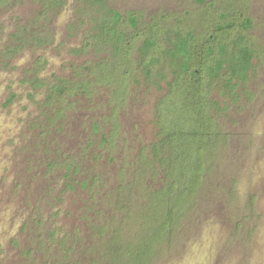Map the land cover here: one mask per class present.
<instances>
[{
  "label": "rangeland",
  "instance_id": "1",
  "mask_svg": "<svg viewBox=\"0 0 264 264\" xmlns=\"http://www.w3.org/2000/svg\"><path fill=\"white\" fill-rule=\"evenodd\" d=\"M105 3L124 16L128 65L97 36L98 4L0 0V264H127L166 177L156 109L174 75L166 62L148 78L138 47L154 25L213 37L225 12L252 20L253 69L236 97L214 89L203 187L148 264H264V0Z\"/></svg>",
  "mask_w": 264,
  "mask_h": 264
},
{
  "label": "trees",
  "instance_id": "2",
  "mask_svg": "<svg viewBox=\"0 0 264 264\" xmlns=\"http://www.w3.org/2000/svg\"><path fill=\"white\" fill-rule=\"evenodd\" d=\"M89 1L103 10L97 36L110 43L112 58L125 66L132 47L123 29L124 16L105 0ZM221 17L213 37L207 32L198 35L191 28L161 30L154 25L138 47L139 64L148 78L167 63L174 75L156 109L161 139L154 144L153 154L155 159L161 158L166 177L152 201V227L141 245L130 250L127 264H148L196 201L221 136L213 110L224 108L218 107L213 91L217 88L223 96L236 97L237 87L248 81L253 69L255 51L247 37L251 18L231 12ZM127 22L134 28L139 24L134 13L128 14ZM163 35L167 43H162ZM116 264H121L119 256Z\"/></svg>",
  "mask_w": 264,
  "mask_h": 264
}]
</instances>
